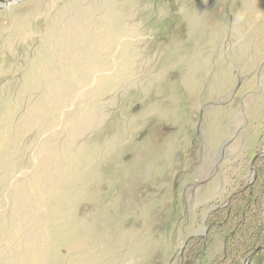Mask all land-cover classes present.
<instances>
[{
  "label": "rangeland",
  "instance_id": "rangeland-1",
  "mask_svg": "<svg viewBox=\"0 0 264 264\" xmlns=\"http://www.w3.org/2000/svg\"><path fill=\"white\" fill-rule=\"evenodd\" d=\"M262 230L264 0L0 9V264H264Z\"/></svg>",
  "mask_w": 264,
  "mask_h": 264
},
{
  "label": "water",
  "instance_id": "water-1",
  "mask_svg": "<svg viewBox=\"0 0 264 264\" xmlns=\"http://www.w3.org/2000/svg\"><path fill=\"white\" fill-rule=\"evenodd\" d=\"M19 0H9V1H1L0 3V9H6L10 7L11 5L17 3Z\"/></svg>",
  "mask_w": 264,
  "mask_h": 264
},
{
  "label": "trees",
  "instance_id": "trees-1",
  "mask_svg": "<svg viewBox=\"0 0 264 264\" xmlns=\"http://www.w3.org/2000/svg\"><path fill=\"white\" fill-rule=\"evenodd\" d=\"M262 159H257V160H255L256 162V164H257V162H258V164H259V162L261 161ZM235 197V196H234ZM232 206H233V204H232V200H230V202L227 204V206L224 208V212H226V214L228 215L229 214V212H230V210L232 209ZM228 212V213H227ZM263 231V233H264V230H262ZM261 249H263L262 247L259 249V251L261 250Z\"/></svg>",
  "mask_w": 264,
  "mask_h": 264
}]
</instances>
